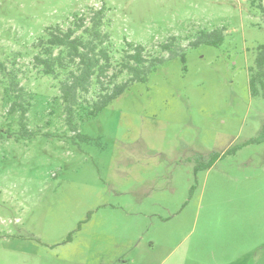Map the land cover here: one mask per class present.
<instances>
[{"label":"rangeland","instance_id":"rangeland-1","mask_svg":"<svg viewBox=\"0 0 264 264\" xmlns=\"http://www.w3.org/2000/svg\"><path fill=\"white\" fill-rule=\"evenodd\" d=\"M90 7L106 9L115 62L128 42L167 60L79 118L93 88L76 136L34 45ZM216 29L221 46L188 48ZM172 37L185 60L162 50ZM261 45L250 0H0V64L16 73L36 133L17 139L0 69V264H173L188 246L186 264H264V98L249 87Z\"/></svg>","mask_w":264,"mask_h":264},{"label":"trees","instance_id":"trees-1","mask_svg":"<svg viewBox=\"0 0 264 264\" xmlns=\"http://www.w3.org/2000/svg\"><path fill=\"white\" fill-rule=\"evenodd\" d=\"M254 10L260 11L264 18L263 0H250ZM106 9L90 7L87 12L75 15L72 24L63 29L61 26L50 27L45 35L35 45L38 53L34 57V65L44 76L58 81L60 99L64 106L65 120L70 131L80 136L78 132V110L83 104H88V95L92 89H97V98L86 108L84 115L97 116L115 100L120 98L134 83H146L150 74L166 62L167 58L152 56L147 47L137 43H127L121 58L114 61V46L106 21ZM223 29L213 31L202 30L188 48L200 45L221 46L225 41ZM178 38L161 45L168 59L181 56L185 60V47H180ZM0 69L9 78L8 94L13 97L9 113H19V136L17 139H32L36 133L30 131L28 113L30 103L24 97V89L14 71L5 72V66ZM127 75L128 78L117 83V80ZM249 87L252 96L264 98V45L259 46L255 58V66L250 69ZM84 108V107H83ZM1 130V129H0ZM4 132V130H2ZM8 130L9 136H12ZM87 139V137H85ZM236 153L227 151L222 155H214L209 168L225 155ZM80 228V227H79ZM73 239L70 234L67 241Z\"/></svg>","mask_w":264,"mask_h":264},{"label":"crops","instance_id":"crops-1","mask_svg":"<svg viewBox=\"0 0 264 264\" xmlns=\"http://www.w3.org/2000/svg\"><path fill=\"white\" fill-rule=\"evenodd\" d=\"M150 248H151V246L148 247V250ZM198 250H200V249H198ZM194 253H195V248H192L190 246H188L186 248H179V250L175 253V257L173 258V261H174L173 264H186L188 259L190 260L194 257ZM255 258L259 259L260 257H259V255H256Z\"/></svg>","mask_w":264,"mask_h":264}]
</instances>
